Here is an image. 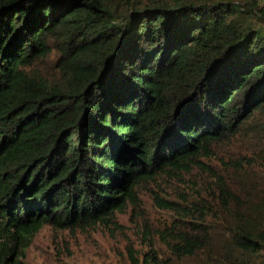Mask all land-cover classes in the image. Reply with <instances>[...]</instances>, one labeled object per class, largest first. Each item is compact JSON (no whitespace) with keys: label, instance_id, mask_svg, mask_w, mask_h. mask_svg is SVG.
I'll return each mask as SVG.
<instances>
[{"label":"trees","instance_id":"1","mask_svg":"<svg viewBox=\"0 0 264 264\" xmlns=\"http://www.w3.org/2000/svg\"><path fill=\"white\" fill-rule=\"evenodd\" d=\"M240 135L252 160L208 164ZM261 155L264 0H0V264H26L46 225L115 223L142 184L195 169L197 194L153 196L181 224L160 240L264 264Z\"/></svg>","mask_w":264,"mask_h":264},{"label":"rangeland","instance_id":"2","mask_svg":"<svg viewBox=\"0 0 264 264\" xmlns=\"http://www.w3.org/2000/svg\"><path fill=\"white\" fill-rule=\"evenodd\" d=\"M252 144L250 138L240 135L230 143L220 144L215 149L217 154L205 160L216 168L221 165L223 157L239 159L246 156L250 161L254 156ZM255 161L264 176V162L260 158ZM204 178L207 177L195 169L192 175H185L189 185L167 176L145 182L138 189L141 207L138 209L130 205L125 211L117 212L115 223L100 222L73 230L46 225L28 248L26 264H146L145 254L153 251L162 264H209L210 258H213V262L228 261L226 251L209 256L202 249L192 256H176L169 245L159 238V230L164 226L178 230L181 224L174 223L177 214L159 207L153 196L159 194L164 198L178 199L185 190L195 195ZM193 181H196L194 187ZM191 218L197 219V214L191 215ZM210 219L216 220L213 213L207 215V220ZM131 250L135 253V259L131 257Z\"/></svg>","mask_w":264,"mask_h":264}]
</instances>
